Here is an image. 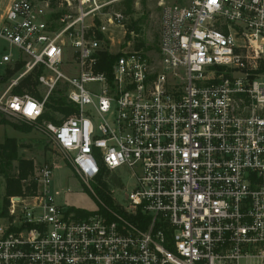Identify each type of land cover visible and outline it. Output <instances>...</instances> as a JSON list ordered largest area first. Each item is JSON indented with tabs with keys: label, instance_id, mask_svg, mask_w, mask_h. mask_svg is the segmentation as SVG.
<instances>
[{
	"label": "built area",
	"instance_id": "2783aa9c",
	"mask_svg": "<svg viewBox=\"0 0 264 264\" xmlns=\"http://www.w3.org/2000/svg\"><path fill=\"white\" fill-rule=\"evenodd\" d=\"M144 2L7 5L0 38L19 54L0 64L24 69L0 111L46 136L97 207L58 202L57 163H34L0 216V264H264V0H156L155 49L149 26L135 47ZM33 72L39 98L10 94ZM56 91L73 107L58 123ZM123 166L133 187L107 202L90 183Z\"/></svg>",
	"mask_w": 264,
	"mask_h": 264
},
{
	"label": "rangeland",
	"instance_id": "374dc122",
	"mask_svg": "<svg viewBox=\"0 0 264 264\" xmlns=\"http://www.w3.org/2000/svg\"><path fill=\"white\" fill-rule=\"evenodd\" d=\"M10 1L11 0H0V24L2 23L4 11ZM145 8L146 2H144V4L142 3L140 9L137 10V15L139 18L145 16L144 24H146L147 27H150L149 43L153 46L152 49H155L157 45L160 7L156 0H149L147 12H145ZM4 53H8L14 57L19 54V51L14 46L9 45L6 41L0 38V59ZM22 57L25 58L21 54L20 59H22ZM17 61L22 62V66L17 70H13V66ZM7 66H9L10 70L13 72L10 73L7 81H0V95L9 86L10 81L15 79L23 71L24 61L16 59L15 61L8 62L6 64H0V75H6ZM1 116L11 123L17 124L21 122L17 116L0 111V117ZM4 136L14 137L21 145L19 148L20 157L31 158L40 165L43 163H52V161L57 163V166L53 171L52 188L56 193V199L58 202L88 211L94 210L97 207L96 200L94 199L91 191L76 177L70 167V163L66 160L67 165H65V163L61 160V154L63 153L60 150L58 151L52 143L48 141L46 136H42L35 128H32L29 132H21L14 129L11 125L0 124V142L3 140ZM46 145L47 147H45ZM102 183H104L102 180H96L90 184L95 192V186H102ZM133 184L134 180L130 175V170L123 166L115 169L111 173L107 189L112 191L116 200L122 203L125 195L133 187ZM3 188L4 180L3 177L0 176V201L4 193Z\"/></svg>",
	"mask_w": 264,
	"mask_h": 264
},
{
	"label": "trees",
	"instance_id": "16d2710c",
	"mask_svg": "<svg viewBox=\"0 0 264 264\" xmlns=\"http://www.w3.org/2000/svg\"><path fill=\"white\" fill-rule=\"evenodd\" d=\"M145 16H142L138 19L137 24L134 25V30L138 33L136 38V48L144 47L146 39V28L147 25L144 24ZM139 23V24H138ZM145 27V28H143ZM107 62H112L114 60L113 55H108L106 53L102 54ZM22 66V62L17 61L13 70H17ZM103 68V67H100ZM7 72L6 75H0V81H7L8 76L13 71L10 70L9 66L6 67ZM38 72H33L28 74L20 79L16 85L12 86L10 89V94H24L29 93L32 96L39 98L38 90H37V82L36 75ZM51 103H46L47 111L44 114V118L48 120H52L55 123L60 122L62 119L57 120L54 118V113L63 114V118L68 116L73 112V107L69 104L65 103L64 96L61 91H56L50 98ZM0 124L3 125H11L14 129L21 132H29L33 126L21 121L20 123H11L6 120L4 117H0ZM44 136L42 133H40ZM21 145L17 142L14 137L4 136L3 140L0 142V176L3 177L4 180V188H3V196L0 201V216L6 213V208L8 205V197L11 195H21L22 194V186L28 190L32 185L29 184V180L26 183H23V180L30 179L35 167L36 163L31 158L20 157L19 148ZM47 147V145L45 146ZM46 149V148H45ZM53 151V150H52ZM15 163V164H14ZM37 164V163H36ZM40 165V164H39ZM107 188L105 183H102V186H95L96 194L104 197L107 202H110L108 196L105 195ZM77 215H85L84 210L77 209L75 210Z\"/></svg>",
	"mask_w": 264,
	"mask_h": 264
}]
</instances>
